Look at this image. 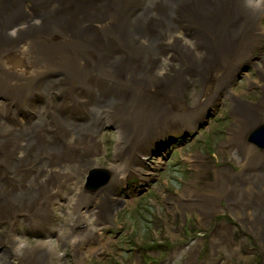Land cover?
I'll return each instance as SVG.
<instances>
[{"label":"bare ground","instance_id":"bare-ground-1","mask_svg":"<svg viewBox=\"0 0 264 264\" xmlns=\"http://www.w3.org/2000/svg\"><path fill=\"white\" fill-rule=\"evenodd\" d=\"M226 103L232 121L206 159L175 146L193 161L173 206L163 198L178 222L167 235L191 239L181 264H264V142L250 138L264 127V0H0V264H53L68 228L89 223L70 240L84 261L130 169L150 181L157 163L142 157L210 137L200 124ZM110 140L113 186L85 195Z\"/></svg>","mask_w":264,"mask_h":264},{"label":"rangeland","instance_id":"rangeland-1","mask_svg":"<svg viewBox=\"0 0 264 264\" xmlns=\"http://www.w3.org/2000/svg\"><path fill=\"white\" fill-rule=\"evenodd\" d=\"M251 71L246 74V76H250L252 80H256L258 78L257 76V71H254L253 68L250 69ZM243 75V74H242ZM242 77V76H241ZM235 82V80H234ZM245 83V82H244ZM246 85V83H245ZM225 107L226 109H216V113H211L210 118L208 119L210 125V129L212 130L211 138L212 137H217L219 130L222 128L225 129L227 126V122L230 123L231 117L228 115L229 112V105L226 103ZM218 115L217 118H215V115ZM108 132L112 134L113 139H115L116 132L115 129L109 127ZM106 131V130H105ZM223 131V130H222ZM209 138L207 137H199L197 138L192 136L191 134L188 135L187 137L182 138L183 141L176 142L174 145H171V152H170V157H172L170 167L168 169V173L163 175L162 181L155 186L152 189V192L149 193L146 196V193L134 195L133 200H131L130 204L128 206L121 207L119 209V213H117V216L121 218L120 226L113 225L111 232L108 231V229L103 230L100 235L103 237V240L106 242H102L100 245H94V248L92 251V255L86 259V264H135V262L139 259L144 264H167V258H168V251L165 250L164 245L166 247L172 246L174 244H181L186 246V243H188L189 236H185L182 240H178V238H172L171 236H166L163 238H160V241H163L164 243L162 244V248L157 249V250H150V247L148 245H140V246H133L132 244H135L137 240H134V236L132 234V226L135 224V219H138V223L140 225V231L139 229L134 230L136 234L138 232L141 233V237L145 235V238L151 240V236L154 237L156 231L158 233L157 237H159L160 233L162 234V230L164 229L163 225L168 223L170 221L171 225L175 227V224L177 225V219L176 217H172V212L167 210V207H165L163 198H167V204L170 206H173V200L170 198H173L176 200V197L178 196L179 193H177L178 188L180 190L184 189L186 186L184 183L188 184L189 178L192 177L193 171L187 172L188 168L184 169L183 166L185 164V160L183 157V153L187 151L188 153L191 151H198L200 152L203 156H206V152L210 148L209 146L204 147V140ZM183 142V143H182ZM176 145L180 146V149L186 148L185 151L178 152L176 151L175 147ZM189 145V146H188ZM108 151L106 154L102 156L103 160L100 162V166H108L110 165L111 161L113 160V153H112V148H113V141L110 140L108 142ZM172 147H174L175 150H172ZM179 148V147H178ZM161 149V148H160ZM159 150V149H158ZM158 151H156V154ZM153 156L155 154H152ZM151 159L150 161L158 160L159 157H152L150 156ZM155 158V159H154ZM176 161V163H175ZM149 162V161H148ZM191 169V168H189ZM191 179V178H190ZM84 187V185H83ZM162 214V218H160V215ZM178 214V211L177 213ZM126 216V219L124 217ZM58 216V214H57ZM178 217V216H177ZM117 218V217H116ZM166 219V221L164 219ZM223 219V217H221ZM125 221V222H124ZM126 223V225L124 223ZM131 225V227H130ZM188 225V222L185 223L184 227ZM122 227V228H120ZM210 227V226H208ZM187 228V227H185ZM123 229V230H120ZM23 230V229H22ZM21 230V231H22ZM201 230V229H200ZM205 231L204 229H202ZM23 232V231H22ZM21 232V233H22ZM31 231H29L28 234H30L29 240L36 243L37 241L42 242L43 239H45L42 236H38V238H35V234H31ZM20 233V234H21ZM41 233V232H40ZM199 233V232H197ZM24 234L25 237H27ZM24 235H21L24 236ZM144 238V237H143ZM144 238V239H145ZM23 240V239H22ZM34 240V241H33ZM53 244H55L54 241H52ZM156 242V241H155ZM70 241L65 243V248H61L60 251V260L53 262V264H78L75 262L73 259V251L71 247ZM142 244V243H141ZM129 250H128V248ZM142 246V247H141ZM139 249V253H136V250ZM148 249V253H144V249ZM101 250L104 254H96V250ZM97 250V252H98ZM206 251H208L206 249ZM182 254V255H181ZM180 254L179 261L177 264L184 263L186 260L187 254L186 250H184ZM136 255H139V258H136ZM60 261V262H59ZM58 262V263H57ZM80 264V263H79ZM257 264H259L257 262Z\"/></svg>","mask_w":264,"mask_h":264}]
</instances>
